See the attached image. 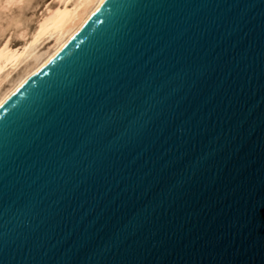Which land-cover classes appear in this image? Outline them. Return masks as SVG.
<instances>
[{
	"label": "water",
	"instance_id": "water-1",
	"mask_svg": "<svg viewBox=\"0 0 264 264\" xmlns=\"http://www.w3.org/2000/svg\"><path fill=\"white\" fill-rule=\"evenodd\" d=\"M0 264H264V0H101L0 103Z\"/></svg>",
	"mask_w": 264,
	"mask_h": 264
},
{
	"label": "bare ground",
	"instance_id": "bare-ground-1",
	"mask_svg": "<svg viewBox=\"0 0 264 264\" xmlns=\"http://www.w3.org/2000/svg\"><path fill=\"white\" fill-rule=\"evenodd\" d=\"M5 1L10 3L13 0ZM56 1L55 6L46 5L34 31L23 45L11 47L7 39L0 44V103L36 71L101 2V0ZM42 42L49 43L43 50L38 49ZM24 62H26L25 67L7 80L9 74H5L4 71L18 69ZM4 81H7V84L4 85Z\"/></svg>",
	"mask_w": 264,
	"mask_h": 264
},
{
	"label": "rangeland",
	"instance_id": "rangeland-1",
	"mask_svg": "<svg viewBox=\"0 0 264 264\" xmlns=\"http://www.w3.org/2000/svg\"><path fill=\"white\" fill-rule=\"evenodd\" d=\"M5 2V0H0V44L7 39L11 47L23 45L34 31L37 20L41 12L45 11L46 5L55 6L57 3L56 0H13L10 3ZM48 44L42 42L38 49L43 50ZM25 63L18 69L5 70L4 73L9 74L7 80L21 71L25 67ZM3 84H7V81H4Z\"/></svg>",
	"mask_w": 264,
	"mask_h": 264
}]
</instances>
